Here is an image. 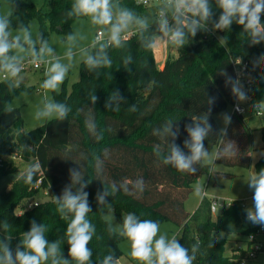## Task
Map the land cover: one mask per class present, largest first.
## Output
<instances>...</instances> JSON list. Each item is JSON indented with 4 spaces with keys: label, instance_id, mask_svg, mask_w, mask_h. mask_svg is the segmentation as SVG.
Here are the masks:
<instances>
[{
    "label": "trees",
    "instance_id": "1",
    "mask_svg": "<svg viewBox=\"0 0 264 264\" xmlns=\"http://www.w3.org/2000/svg\"><path fill=\"white\" fill-rule=\"evenodd\" d=\"M120 2L141 16L147 9L136 0ZM72 3L73 0H45L43 8L29 0H15L11 27L26 25L29 19L36 18L38 33L44 39H48L51 29H57L67 37L72 21L76 19L66 15ZM212 10V21H218L221 10L215 6L214 0ZM261 23L264 24V13L261 14ZM243 30V26L235 22L230 29L214 30L210 22L207 30L198 31L184 47L177 48L176 56L166 55L162 67L156 64L152 49H144L133 32L124 49H108L113 61L111 68L90 72L81 60L79 77L71 84L70 91H67L65 81L59 92L53 91L55 102L65 103L71 108L66 120H45L30 130L23 128L18 107H12L11 112L5 111L11 96L27 86L21 83L19 88L10 89L6 82L0 80V178L16 169L15 156L24 160L33 158L31 164L41 165L32 183L14 179L8 188L0 189V222L6 220L10 224L8 233L0 229V239L10 234V248L14 252L23 232L28 231L35 220L37 224L46 226L49 242L61 241L62 255L69 258L66 241L69 220L61 218L54 196L62 195L70 184L69 170L81 169L84 180L91 181L84 189L91 208L87 219L96 229L87 245L92 251L91 264H100L108 254H114L117 259L122 254L118 244L123 237L118 232L108 231L109 223L104 218L108 210H112L119 221L129 213H134L140 220L175 221L179 226L175 237L181 245L191 252V246L197 241L200 243L193 264H240L245 249L240 248L236 252L237 248H232L226 254L224 244L229 234L247 235L255 229L246 218V210L251 207H242L240 200H233L231 206H222L213 216L211 199L204 195L193 212L188 213L184 209V200L200 176L228 174L212 169L208 163L196 165L194 174L163 164L161 157L155 154L154 146L161 144L166 154L167 144L153 135V131L166 121H173V130L179 129L174 143L187 154L185 126L192 123V116L209 113L212 131L203 141L204 147L209 151L217 147V153L224 139L235 142L238 150L236 156L215 161L227 165H250L254 146L251 129L243 114L231 111V122L226 125L227 133L223 138L213 116L234 102L230 81H236L233 65L236 57L246 62L251 77L246 94L251 96L252 103L259 105L264 101V65L257 63L264 57V41L250 44ZM127 55L132 56L129 70L122 65V58ZM112 92L123 97L119 112L105 107ZM91 94L98 97L95 105L90 101ZM133 104L137 111H128ZM89 118L94 121L96 132L103 133V139L97 140L89 131L86 125ZM261 133L264 142V125ZM169 142H173L171 138ZM262 149L263 154L254 163L255 172L264 168V144ZM94 155L102 161L100 174L97 173ZM39 176L42 182L35 187ZM139 178L145 182L142 193L132 190V194H126L120 190L114 196L106 197L110 209L108 205L98 204L97 193L103 192L104 186ZM42 189L49 190V197L19 212L29 199L38 198ZM221 232L223 237L218 234ZM261 248L264 250V243Z\"/></svg>",
    "mask_w": 264,
    "mask_h": 264
},
{
    "label": "clouds",
    "instance_id": "2",
    "mask_svg": "<svg viewBox=\"0 0 264 264\" xmlns=\"http://www.w3.org/2000/svg\"><path fill=\"white\" fill-rule=\"evenodd\" d=\"M214 3L221 10L218 21L215 22L212 21V0H160L154 19L138 15L134 10L122 5L120 0H73L71 9L66 13L67 17L88 18L93 26L101 29L106 39L103 41L97 39L88 48L81 47L80 42L85 37L80 30H74L66 37L63 57L56 54L55 49L41 34L37 33L34 37L29 27L20 25L13 31L11 10L0 13V79L6 82L10 89H16L24 80L21 73L26 62L37 66L46 64L48 67L44 72L45 79L40 86L45 90L59 92L61 84L73 66L72 62L77 52L90 72L111 68L113 61L108 49L110 47L124 49L129 39L128 34L133 32L137 34L139 43L146 50L156 48L162 41L173 47H184L198 31L207 30L210 22L214 30L230 29L235 22L243 26V32L247 33L250 44L256 45L264 41V24L261 23L264 0H214ZM10 5L13 7L11 3ZM62 60L68 62L64 63ZM131 63V55L122 58V65L126 70H129L128 66ZM257 63L264 65V57H261ZM230 82L232 94L238 101L245 102L248 97L239 80ZM89 98L95 105L98 97L91 94ZM122 100L123 97L118 92H112L105 107L119 112ZM208 102L212 103L211 100ZM258 107H264V101ZM127 110L135 112L137 107L133 104ZM5 111H13L12 106L8 105ZM70 111L71 108L65 103L55 102L45 95L42 107L36 110L34 118L64 121ZM208 117L209 113L192 116V123L185 126L188 139L184 141V147L188 149L187 154L174 143L179 129L173 130V121H166L160 128L154 129L153 135L167 144L166 154L161 144L154 146V152L161 157L163 164L171 165L181 172L194 174L197 171L196 165L203 166L205 163L213 162L212 155L203 143L212 131ZM224 122L226 125L229 124L231 118L225 116ZM86 125L97 140L103 139V133L96 132V125L91 118L86 121ZM226 133V128L222 129L220 136L223 138ZM170 138L173 141L171 143ZM223 141L215 160L237 155L235 142L224 139ZM94 159L97 173L100 174L102 161L99 156L94 155ZM40 168V163L30 164L23 172H18L15 179L30 184ZM69 175L70 184L64 188L62 195L54 196L61 218L69 220L66 227L69 258H64L62 255L61 241L49 242L46 239V226L43 223L37 224L33 220L30 229L23 232L14 252L10 248V234L0 239V264H73V262L91 264L92 251L87 245L96 229L87 219L91 208L88 203V193L84 191L91 181L84 180L85 175L81 169H70ZM247 183L254 190V207L246 210V218L253 224L264 225V168L259 172L254 171ZM144 189L143 178L135 181L125 180L119 185L112 182L109 187L104 186L103 192L97 193L96 199L99 205H108L110 209L106 197L114 196L120 190L132 194V190L142 193ZM200 193V186H196L195 194L199 196ZM232 202L228 206H231ZM0 224H2L0 229L8 233L10 228L8 221H2ZM108 231L114 233L117 230L109 225ZM118 234L130 241V256L139 264H193L200 248V243L197 241L191 246L190 252L189 248L181 245L175 236L169 238L167 233L161 234L158 222L150 219L140 220L134 213L123 217ZM223 235L224 233L221 232L220 236ZM100 264H119V259L114 258V254H108Z\"/></svg>",
    "mask_w": 264,
    "mask_h": 264
},
{
    "label": "rangeland",
    "instance_id": "3",
    "mask_svg": "<svg viewBox=\"0 0 264 264\" xmlns=\"http://www.w3.org/2000/svg\"><path fill=\"white\" fill-rule=\"evenodd\" d=\"M15 0H10V3L14 5ZM35 3L37 6L45 8V0H29ZM9 0H0V13L13 10L10 5ZM157 13V7L148 5L147 9L144 11L142 16H148L150 19H154ZM20 25L12 27L15 31ZM25 27H29L33 33V36L39 32L38 20L36 18H31L28 20ZM80 30L85 39L80 42V46L88 48L91 47L94 41L95 32L100 29L98 26H93L90 20L86 17L76 18L71 23V32L74 30ZM50 45L55 49L56 54L63 57L66 50V37H63L61 32L57 29H51L48 39ZM155 62L157 65L160 64L161 60H165L166 55L171 54L176 56L178 51L177 47L169 45L167 42H160L156 48L152 49ZM78 53V52H77ZM82 60L79 54H77L73 60V66L69 70L66 77L65 87L69 92L71 89V84L76 81L79 77V63ZM62 62L67 63V60H62ZM48 65L44 64V69ZM42 69H28L21 73L24 77L23 84L27 87L19 89L15 94H13L9 100V105L12 107H18L21 113V118L23 121V128L25 130H30L40 124L45 120H36L34 114L39 107H42V103L45 95L51 100H54L53 91L45 90L41 88V84L45 79L43 76ZM2 80V79H0ZM62 85V84H61ZM61 87V86H60ZM262 114L257 115L253 107L249 104L245 105V111L242 113L245 121L249 125L252 133V142L254 149L250 154V165L242 166L238 164H223L221 162L215 161V155L217 147H213L209 152L213 157V162L210 164L211 168L219 172L227 173L228 175L222 174H203L194 183L193 188L188 192L187 197L184 200V209L188 213H192L193 210L198 205L202 196H207L211 200L217 201L219 203H226L229 200H242L245 201L249 207H254V201L252 195L254 190L248 185V179L254 172V163L257 158L263 154L262 146L264 144L262 139L261 127L264 125V107H261ZM232 111V107L229 105L226 109L216 112L213 116L220 129H225L226 124L224 122L225 116H229ZM16 157V156H15ZM14 157L16 164V169L12 172L6 173L0 178V189L3 187L8 188L18 172L25 170L32 162L33 158L30 160H24L20 157ZM196 186H200L201 193L199 196L195 194ZM49 195H38V198H48ZM37 198V197H36ZM215 216V215H213ZM104 218L118 232L119 228L122 226L123 221H119L115 213L112 210H108L104 213ZM160 225V233H167L168 237L171 238L176 236L178 231V224L171 220H160L158 221ZM220 235V233H218ZM247 235H235L229 234L225 240V253L229 254L232 248L244 247L246 245ZM119 248L122 254L118 257L119 264H139L137 260L130 256L131 244L130 241L123 237L119 241ZM255 264H264V254L262 252L257 253V257L254 259Z\"/></svg>",
    "mask_w": 264,
    "mask_h": 264
},
{
    "label": "built area",
    "instance_id": "4",
    "mask_svg": "<svg viewBox=\"0 0 264 264\" xmlns=\"http://www.w3.org/2000/svg\"><path fill=\"white\" fill-rule=\"evenodd\" d=\"M137 3L142 5H152L158 7L160 0H136ZM129 36L132 35V33L128 34ZM99 39L100 41L105 40L106 38L103 36L101 29H98L94 34V41ZM233 65L236 70V80H239L240 84L243 87V90L247 91L251 84V77L249 75L248 69L246 68V62H244L240 57H236L233 59ZM28 69H44V64H40L39 66L25 63L24 70ZM248 99L245 102H240L235 97L234 102L232 103V111L237 113H243L245 111V105L249 104L253 107L254 112L257 115L262 114L261 107H258V104L252 103L251 96L247 94ZM42 182V177L39 176L35 183V187H38ZM41 194L50 195L48 189H42ZM254 194L252 195L253 198ZM47 198H31L26 203L25 206L19 210L21 212L23 209L30 208L34 205H36L41 200H44ZM233 200H229L226 203H219L217 201L211 200L210 202V211L212 215H216L222 206H228L230 202ZM240 205L242 207H246L248 204L245 201L240 200ZM249 221V220H248ZM255 226V229L247 234L246 237V245L244 247H236V252L239 251L240 248L245 249L243 257L240 258L239 262L240 264H255L254 259L257 257V253L262 252L264 254V250L261 248L262 243H264V225H258L253 224ZM263 236V238H261Z\"/></svg>",
    "mask_w": 264,
    "mask_h": 264
},
{
    "label": "crops",
    "instance_id": "5",
    "mask_svg": "<svg viewBox=\"0 0 264 264\" xmlns=\"http://www.w3.org/2000/svg\"><path fill=\"white\" fill-rule=\"evenodd\" d=\"M83 47V46H82ZM77 54H79V52L77 53ZM163 62H164V60H161V62H160V64L158 65L159 67H162V65H163ZM44 76V75H43ZM231 114V113H230ZM230 114H229V116H230ZM16 158V157H15ZM198 180V179H197ZM261 238H263V236H261Z\"/></svg>",
    "mask_w": 264,
    "mask_h": 264
}]
</instances>
